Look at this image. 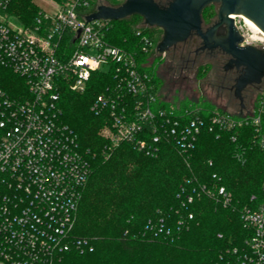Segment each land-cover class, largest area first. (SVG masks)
Here are the masks:
<instances>
[{
    "label": "built area",
    "instance_id": "built-area-1",
    "mask_svg": "<svg viewBox=\"0 0 264 264\" xmlns=\"http://www.w3.org/2000/svg\"><path fill=\"white\" fill-rule=\"evenodd\" d=\"M49 1L53 10L36 5L33 17L23 21L14 13L18 0H0V64L21 79L16 93L0 86V264H55L73 248L93 249L74 229L97 153L84 150L75 129L62 120L66 87L83 94L94 77L115 73L116 83L91 105L96 114L110 113L111 123L100 131L108 142L105 157L121 143L156 157L161 142L168 141L187 160L206 127L231 132L236 141L239 128L252 126L253 145L264 151V79L255 105H245L239 114L216 109L205 115L200 106L179 114L174 105L162 107L152 71L138 56V51L158 52L159 42L143 31L151 26H136L139 50H128L107 40L112 20H87L111 0ZM241 33L243 45L264 48V34ZM186 183L179 194L183 203L202 196L224 206L233 203L232 193L218 181L207 185L190 178ZM241 216L253 230L242 264H264V200L243 207Z\"/></svg>",
    "mask_w": 264,
    "mask_h": 264
},
{
    "label": "trees",
    "instance_id": "trees-1",
    "mask_svg": "<svg viewBox=\"0 0 264 264\" xmlns=\"http://www.w3.org/2000/svg\"><path fill=\"white\" fill-rule=\"evenodd\" d=\"M18 1L14 13L19 19L29 21L37 12L36 5L32 0ZM156 1L165 5L170 0ZM110 3L118 5L120 2L111 0ZM139 24H144V19L138 14L112 20L106 38L114 45L138 51L140 38L136 34V26ZM143 31L157 42L163 34V30L156 26L146 27ZM138 56L140 60H146L150 55L138 51ZM153 77L158 89L159 78L155 74ZM20 81L11 69L0 64L1 87L11 94L16 93ZM115 83V73L111 71L105 79L94 77L85 93L78 94L66 87L61 97L62 120L75 129L84 150L97 153L92 160L91 176L96 164L105 161L102 151L108 142L100 135V130L111 123L109 112L96 114L91 105L98 94ZM159 99L162 107L171 105L162 99L160 93ZM190 106L202 107L205 115L216 109L224 111L220 107L196 103L175 106V109L181 114ZM80 118H84V122ZM235 133L237 140L233 141L231 132L204 128L187 159L190 167L185 162V155L171 142L162 141L156 157L121 143L112 155L127 149L152 161L173 156L175 163L181 161L184 174L175 183L168 198L156 203L152 199L161 196L162 190L158 189L162 185L160 182L155 178L153 182H146L149 185L146 188L148 194L142 195L143 189L137 177L140 170L132 168V182L124 170L118 171L112 188L92 195L87 207L80 210L90 176L79 205L74 234L88 240L87 245H92L93 249L82 252L79 247L73 248L55 264H242L244 255L251 250L247 240L253 235V230L244 225L241 210L246 205L255 206L264 200V151L253 145L255 133L252 126L239 128ZM238 152L243 159L239 158ZM226 159L231 162V168L227 167ZM123 167L127 169L128 163ZM190 178H196L201 184L212 185L218 181L225 185L232 193V205L224 206L208 196L183 203L179 194ZM253 195L256 198L252 200ZM148 196L151 201L145 206H132V203ZM190 213L193 219L188 218ZM181 220L184 224L180 223Z\"/></svg>",
    "mask_w": 264,
    "mask_h": 264
},
{
    "label": "rangeland",
    "instance_id": "rangeland-1",
    "mask_svg": "<svg viewBox=\"0 0 264 264\" xmlns=\"http://www.w3.org/2000/svg\"><path fill=\"white\" fill-rule=\"evenodd\" d=\"M123 1L124 0H119L120 3ZM32 2L38 7L46 10H53L54 8L53 3L49 0H32ZM218 9L219 2L207 6L203 14L204 27L209 26L212 21L217 19ZM235 22L239 30L244 33L247 32L251 34L255 31L246 24L242 16L237 17ZM186 51L185 44H179L177 49L168 50L164 53L156 52L148 56L146 60L144 58L142 60L143 65L159 78L158 92L162 99L174 106L181 107L185 104L189 105L196 103L208 107H220L229 112L239 114L241 111L240 102L234 96L233 90L228 87L227 82L222 81V68L204 54L200 55L196 62H193L192 59H188ZM193 57L194 55H191V58ZM107 69L108 68L104 65L101 66L102 71H107ZM244 96V104L247 108L255 105L257 92L247 89L244 90ZM80 119L84 122V118ZM111 155L108 157L104 156L105 161H100L96 164L95 170L89 180V186H87L80 210L81 208L84 209L87 207V203L92 195L112 188L111 184L118 171L124 170L129 176V181L132 182V168L139 169L140 173H137V177L139 186L143 189L142 195L148 194L146 188L149 187V185L147 186L146 182H153V178H155L157 182H160L162 185H160L158 189L162 190L161 196L159 195L155 200L152 199L156 203L168 198L175 183L180 179L181 175L184 174L181 161L180 163H175L172 161L173 156L152 161L145 157H140V155L132 153L127 149H123L119 153L112 155V157ZM185 162L187 166L190 167L186 159ZM227 162V167L231 168V162L229 160H227ZM125 163H128L127 169L123 167ZM153 196L155 195L153 194ZM148 201H151L149 196L142 200H137L132 203V206H145Z\"/></svg>",
    "mask_w": 264,
    "mask_h": 264
},
{
    "label": "water",
    "instance_id": "water-1",
    "mask_svg": "<svg viewBox=\"0 0 264 264\" xmlns=\"http://www.w3.org/2000/svg\"><path fill=\"white\" fill-rule=\"evenodd\" d=\"M218 2L216 22L204 27V9ZM133 14L142 16L146 25L163 30L162 38L157 44L160 53L197 35L202 41L200 49L220 48L228 54L230 60L224 68L240 69L233 88L241 108L245 106L243 91L248 85L261 83L262 89L264 48L242 44L244 36L232 14L247 16L264 32V0H170L165 5L156 0H124L118 5L99 4L97 10L86 17L89 21L121 20ZM221 26L226 30L223 34L218 33Z\"/></svg>",
    "mask_w": 264,
    "mask_h": 264
},
{
    "label": "flooded vegetation",
    "instance_id": "flooded-vegetation-1",
    "mask_svg": "<svg viewBox=\"0 0 264 264\" xmlns=\"http://www.w3.org/2000/svg\"><path fill=\"white\" fill-rule=\"evenodd\" d=\"M217 20V19H216ZM216 20L212 21V24L216 22ZM209 25V26H210ZM225 27L221 26L218 29L219 34H223L225 32ZM179 44H185V49L187 50V56L188 59L193 62H196L198 57L202 54L206 55L210 60H212L215 64L219 65L222 68L223 74H222V81H226L228 84V87L233 90L234 88L233 85L235 83V79L238 75H240V69L237 68H232L229 70H226L224 66L226 63L230 60V56L223 52L220 48H214V49H200L202 45L201 39L197 35H192L190 38H188L185 42H181ZM175 45L171 47L169 50L177 49L178 45ZM191 55H194L193 58H191ZM261 84V83H260ZM260 84H251L248 85L245 90L250 89L252 91L257 92L260 89ZM235 96V95H234ZM243 96H244V91H243ZM237 98V97H236ZM238 99V98H237ZM245 99V96H244ZM239 100V99H238ZM240 102V100H239Z\"/></svg>",
    "mask_w": 264,
    "mask_h": 264
},
{
    "label": "bare ground",
    "instance_id": "bare-ground-1",
    "mask_svg": "<svg viewBox=\"0 0 264 264\" xmlns=\"http://www.w3.org/2000/svg\"><path fill=\"white\" fill-rule=\"evenodd\" d=\"M232 16L234 17V19H237V17L242 16V18H244L246 24L249 27L253 28L255 31H258L259 33L264 34V32L261 31V29L252 20H250L247 16H244L241 14H232Z\"/></svg>",
    "mask_w": 264,
    "mask_h": 264
}]
</instances>
